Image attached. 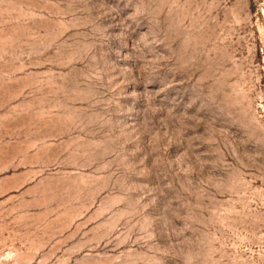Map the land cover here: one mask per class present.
Returning a JSON list of instances; mask_svg holds the SVG:
<instances>
[{
  "label": "rangeland",
  "instance_id": "obj_1",
  "mask_svg": "<svg viewBox=\"0 0 264 264\" xmlns=\"http://www.w3.org/2000/svg\"><path fill=\"white\" fill-rule=\"evenodd\" d=\"M0 264H264V0H0Z\"/></svg>",
  "mask_w": 264,
  "mask_h": 264
}]
</instances>
